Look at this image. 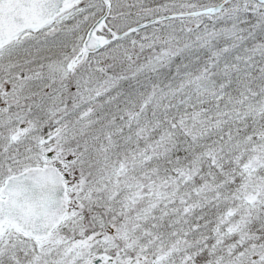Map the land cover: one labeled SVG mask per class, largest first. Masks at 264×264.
<instances>
[{
	"label": "snow or ice",
	"instance_id": "obj_1",
	"mask_svg": "<svg viewBox=\"0 0 264 264\" xmlns=\"http://www.w3.org/2000/svg\"><path fill=\"white\" fill-rule=\"evenodd\" d=\"M0 264H264V0H0Z\"/></svg>",
	"mask_w": 264,
	"mask_h": 264
}]
</instances>
